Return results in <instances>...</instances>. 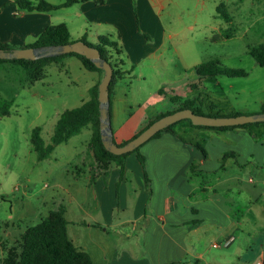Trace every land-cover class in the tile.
I'll use <instances>...</instances> for the list:
<instances>
[{"label": "rangeland", "instance_id": "374dc122", "mask_svg": "<svg viewBox=\"0 0 264 264\" xmlns=\"http://www.w3.org/2000/svg\"><path fill=\"white\" fill-rule=\"evenodd\" d=\"M7 1L9 9L15 5L18 11L25 10L20 9L15 0ZM48 1L62 3L65 0ZM147 1L126 0L128 6H121L124 18L133 22L135 29L147 38L142 47L118 36L114 23L93 25L87 22L85 12L78 14L81 2L43 11L49 14L51 24L65 22L74 39L86 30L88 41L94 45H101L96 32L119 42L120 55L114 46H104L112 62L120 64L122 58L125 63L122 68L129 70L123 78L116 79L122 98L120 118L127 119L123 137L114 136L116 143L122 144L157 109L177 106L184 98L195 100L196 109L204 114L263 111L264 66L257 63L249 49L264 42V0ZM221 2L231 13V22L218 15L217 5ZM145 22L149 23V28ZM103 26L111 34H107ZM227 28H230V37L225 36ZM146 47L155 50L148 53ZM211 60L230 68L245 69L247 74L198 75L196 66ZM133 64L135 67L131 69ZM103 74L87 69L74 54L46 64L35 79L14 61L0 65V100H12L10 113H0V264H4L11 247L19 248L28 226L60 206L66 211L68 230L74 242L75 228L79 238L90 245L95 239V233L83 227L90 221L86 212L93 202V193L87 184L89 160L93 158L89 148L92 127H83L67 141L56 144L42 159L37 157L31 132L35 126H41L42 135L49 143L62 112L89 99L90 88ZM175 95L180 99L171 101L170 97ZM186 135L191 137L190 133ZM138 152H142L141 147ZM262 157L264 154L260 153L248 156L244 164L237 162L234 168H228L233 180L218 185L216 193L210 189L209 195L235 206L243 205L253 196L256 197L254 202L263 203L264 163L257 164L254 160ZM219 173L211 172L206 179L213 182L217 175L226 176L224 171ZM261 233L258 232L256 238ZM107 236L110 241L119 239L113 230Z\"/></svg>", "mask_w": 264, "mask_h": 264}, {"label": "crops", "instance_id": "0c3cea01", "mask_svg": "<svg viewBox=\"0 0 264 264\" xmlns=\"http://www.w3.org/2000/svg\"><path fill=\"white\" fill-rule=\"evenodd\" d=\"M7 3L0 0V37L15 47L36 41L51 24L49 14L43 11L20 12L15 5L9 9ZM127 3L126 0L101 3L85 0L81 1L78 14L85 12L87 22L93 25L114 23L118 36L142 47L147 38L124 18L121 6L127 7ZM145 24L149 28V23ZM106 32L111 34L109 30ZM84 34L88 40L86 30L75 40ZM103 35L96 32L98 40ZM146 48L148 53L155 50ZM116 85L110 96L111 126L114 136L122 138L127 119L120 118L122 98ZM171 107L157 109L152 116ZM148 120L126 140L142 130ZM175 129L176 133L162 131L140 146L144 163L138 154L132 153L125 158L123 167L113 163L103 173L97 169L94 156L90 158L87 184L93 202L86 212L90 221L83 227L96 237L90 245L79 238L75 228V245L86 250L94 264H253L256 261L264 264V202L257 204L253 196L243 205L235 206L222 203L208 193L210 189L216 193L218 185L233 180L228 168H234L237 162L244 164L248 159L245 157L264 154V124L215 129L181 121ZM196 143L205 147L206 157ZM229 151L234 154L221 162ZM254 160L257 164L264 163V157ZM193 162L197 170L206 173H192L189 178V166ZM217 171L218 175L222 171L228 173L224 178L217 175L213 182L206 179L207 174ZM125 226L132 229H122ZM78 229L83 231L81 227ZM112 230L118 234V241L109 240L107 235ZM226 240H229L227 244ZM216 242L218 246L214 245Z\"/></svg>", "mask_w": 264, "mask_h": 264}, {"label": "trees", "instance_id": "16d2710c", "mask_svg": "<svg viewBox=\"0 0 264 264\" xmlns=\"http://www.w3.org/2000/svg\"><path fill=\"white\" fill-rule=\"evenodd\" d=\"M81 1L85 0H65L62 3H52L48 0H15L14 3L17 4L20 9H25L28 11H49L63 6H70L74 3H78ZM95 1L101 3L104 0ZM217 12L218 15L223 18L226 22H231L233 20V17L224 2H221L217 5ZM229 29L230 28H227L225 31L226 37L231 36V32L229 31ZM80 39H83L86 42L93 44L86 39L85 34L82 35ZM73 40L75 39L72 38V34L68 25L65 22H61L56 24H49L39 35L36 41L28 44H23L21 46L39 47L45 45L67 43ZM99 41L102 46L99 44H97L96 46L99 47L102 56L107 58L114 66L113 77L109 87V92L111 96L113 88L116 84V79L123 78L126 73L129 72V70H124L122 66H120L124 64V60L122 58H120V64H118L117 62H112L108 55V49L104 48V46H114L116 49L115 52L120 55L121 49L117 40H110L109 36L103 35L99 37ZM13 47H15V45L3 41L0 37V48L11 49ZM249 52L255 58L259 65L264 66V42L252 46L249 49ZM68 54L77 55L87 69L97 71L99 73H104V70L102 68L97 67L92 60L76 52H68L61 55L43 57L34 60L25 58H0V65L4 61H14L21 65V67L25 70L26 74L31 79H35L40 74V71L46 64ZM133 67L131 69H133ZM195 70L200 76H215L219 74L238 76L247 74V71L245 69L230 68L214 60L207 61L196 66ZM101 79L102 75L99 81L90 88L89 99L85 100L81 105H78L73 108H68L62 112L57 122L55 123L54 130L49 143L46 142L42 135L41 126H35L32 129L31 142L35 151L37 152V157L39 159L46 158L54 149V146L56 144L67 141L71 136L79 133L83 129V127H87L88 125L92 127V134L89 140V147L93 153V156L96 161V166L99 171L106 173L113 163H116L123 167L125 158L133 152H138L141 145L135 148L134 150L123 154L113 153L104 146L100 134V103L98 99V88ZM170 99L171 101L176 102L180 99V97L178 95H175L170 97ZM11 105L12 100H0V113L2 115L9 114ZM185 107L192 108L197 113H203L199 109H196L195 100L191 98H184L179 105L172 106L170 109L150 117L143 129H145L154 120L163 116L164 114L171 113L175 110ZM262 110L264 111V103H262ZM238 113L239 112L226 114L218 112L216 114H205L233 115ZM181 121H189L193 126L196 127H208L215 129H227L235 127L246 128L254 124H264V121H260L236 125L208 126L193 124L190 119L186 118L168 125L164 129L155 133L152 137L158 136L162 131H171L173 133H176L175 126ZM142 130H140L138 133H140ZM138 133H136L134 136H136ZM128 140H125L122 144H124ZM196 145L206 157L207 152L205 147L200 143H196ZM231 154H234V152H225L222 161H224V159H226ZM138 157L140 161L144 163L145 156L141 152H138ZM192 173H198L202 175L206 172L202 170H197V164L193 162L189 166V178H192ZM67 224L68 220L65 216V209L63 206L51 209L48 214L44 216L38 223L30 225L26 228L19 242V248L11 247L9 249L7 256L4 259V264H94L91 255L86 250L79 248L75 245L74 241L69 235Z\"/></svg>", "mask_w": 264, "mask_h": 264}, {"label": "water", "instance_id": "95a60500", "mask_svg": "<svg viewBox=\"0 0 264 264\" xmlns=\"http://www.w3.org/2000/svg\"><path fill=\"white\" fill-rule=\"evenodd\" d=\"M68 52H76L84 55L92 60L97 67L104 70L98 88V99L100 103V134L104 146L113 153L123 154L132 151L149 140L158 131L181 119L188 118L193 124L208 126L236 125L264 121V111L256 113H238L233 115H208L197 113L192 108L185 107L164 114L124 144H118L114 139L110 116L111 99L109 87L113 77L114 66L107 58L102 56L99 47L90 44L83 39H77L67 43L39 47L20 46L11 49L0 48V58H25L34 60L43 57L61 55Z\"/></svg>", "mask_w": 264, "mask_h": 264}, {"label": "built area", "instance_id": "2783aa9c", "mask_svg": "<svg viewBox=\"0 0 264 264\" xmlns=\"http://www.w3.org/2000/svg\"><path fill=\"white\" fill-rule=\"evenodd\" d=\"M229 242V240H226L225 241V243L227 244ZM215 246H218L219 245V243L218 242H216L215 244H214ZM253 264H263V262L262 261H256L255 263H253Z\"/></svg>", "mask_w": 264, "mask_h": 264}]
</instances>
